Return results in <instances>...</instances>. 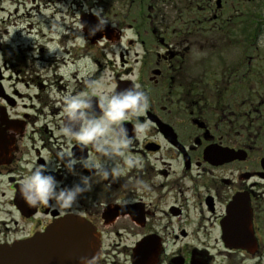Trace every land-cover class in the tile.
<instances>
[{
  "label": "flooded vegetation",
  "instance_id": "1",
  "mask_svg": "<svg viewBox=\"0 0 264 264\" xmlns=\"http://www.w3.org/2000/svg\"><path fill=\"white\" fill-rule=\"evenodd\" d=\"M118 1L0 0V264L94 251L61 232L68 220L99 240L93 264H264V0H131L129 22ZM93 8L108 22L95 34ZM88 81L147 94L124 122L130 136L136 119L147 125L134 166L94 175L71 209L29 207L18 191L29 165L71 186L60 154L96 155L59 131L61 97L91 93Z\"/></svg>",
  "mask_w": 264,
  "mask_h": 264
},
{
  "label": "clouds",
  "instance_id": "2",
  "mask_svg": "<svg viewBox=\"0 0 264 264\" xmlns=\"http://www.w3.org/2000/svg\"><path fill=\"white\" fill-rule=\"evenodd\" d=\"M91 14L98 21L95 31H103L108 22L103 19V9L93 8ZM56 52L55 47L49 55ZM87 59V58H85ZM90 63V61H89ZM92 92L68 93L61 97L64 120L59 128L63 137L69 142L75 141L82 148L91 146L94 157L80 156L73 152L60 154L63 169L70 175L78 177V182L64 186L53 174L56 170L48 165H29V174L21 179L20 198L29 207L47 205L53 208L71 209L85 193L94 188L92 177L99 175L104 180H116L126 168L134 166V159L128 150L135 134H142L147 125L138 119L134 122L133 133L124 126L125 121L133 120L144 112L148 105V96L139 84L131 85L120 91L97 93V84L88 81ZM99 95L93 102L91 95ZM103 160L104 163L100 161ZM79 165L89 174L78 172ZM141 188H147L143 181H137ZM78 264H93V259L81 256Z\"/></svg>",
  "mask_w": 264,
  "mask_h": 264
},
{
  "label": "water",
  "instance_id": "3",
  "mask_svg": "<svg viewBox=\"0 0 264 264\" xmlns=\"http://www.w3.org/2000/svg\"><path fill=\"white\" fill-rule=\"evenodd\" d=\"M60 225H63L62 226L63 231H61V232H63V233L69 232L72 240L76 241V247L77 248H86V241H87V242H89V248H92L94 250V251H60V255L65 256V260H66L65 263L66 264L72 263L71 261L67 260L66 256H71L73 258L76 257V260H74V261H76V264H78V259L81 256H86V257L93 259L97 255L98 251H95V250L97 248H99L100 242H99V240L96 239V237L94 235L92 236V238H90L89 235L91 233V230L89 229V227L84 222H82L81 220H68L65 223L60 224ZM60 225H58L57 228L50 230V233L54 232V231H60V230H58ZM90 241H91V247H90ZM87 247H88V244H87ZM9 252H12L15 255H18V254L25 255L26 253L37 254V253H40L41 251H9ZM51 252H58V251H51ZM37 262H38V260H36V258H33V260H31L27 264H36Z\"/></svg>",
  "mask_w": 264,
  "mask_h": 264
},
{
  "label": "rangeland",
  "instance_id": "4",
  "mask_svg": "<svg viewBox=\"0 0 264 264\" xmlns=\"http://www.w3.org/2000/svg\"><path fill=\"white\" fill-rule=\"evenodd\" d=\"M17 1H21V0H14V2H13L14 5H10V6H11L12 8H13L14 6H16L15 3H16ZM130 1H131V0H119L118 3L114 5V8H116V9H122V10H123V16H122V18L128 17L127 22H129V20H130V16H126L127 13H128V11H130V6H131V3H132V2H130ZM129 3H130V4H129ZM177 3H179V0H172V7H173V5H175V4H177ZM23 6H24V5H23ZM137 12H138V10L134 11V9H132V12H130V13H128V14L134 16V14L137 13ZM169 13H170V12L167 11V12L164 13V14L168 15ZM18 22H19V20H18Z\"/></svg>",
  "mask_w": 264,
  "mask_h": 264
}]
</instances>
